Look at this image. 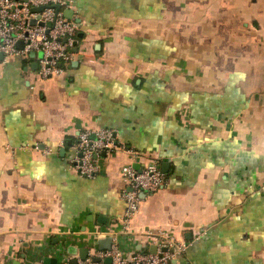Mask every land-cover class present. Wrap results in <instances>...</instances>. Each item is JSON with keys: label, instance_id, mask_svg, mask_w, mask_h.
Segmentation results:
<instances>
[{"label": "crops", "instance_id": "1", "mask_svg": "<svg viewBox=\"0 0 264 264\" xmlns=\"http://www.w3.org/2000/svg\"><path fill=\"white\" fill-rule=\"evenodd\" d=\"M70 1L83 38L61 76L39 77L41 53L0 59V264L99 247L122 231L121 168L153 161L165 185L127 253L161 232L188 244L177 264H264V0ZM101 129L120 148L89 178L74 146Z\"/></svg>", "mask_w": 264, "mask_h": 264}, {"label": "built area", "instance_id": "2", "mask_svg": "<svg viewBox=\"0 0 264 264\" xmlns=\"http://www.w3.org/2000/svg\"><path fill=\"white\" fill-rule=\"evenodd\" d=\"M39 6L45 8L34 12L33 8ZM56 6H60L59 11ZM73 7L70 0H0V54L3 53V59L20 57L30 61L32 53H41L38 59L39 77L49 79L61 76L65 66L72 62L74 48L79 42L78 23L64 14L65 10ZM19 43L23 47H19ZM74 148V167L81 175L93 178L100 171L98 158L101 153L113 152L120 146L113 130L101 129L96 136L88 130L81 132ZM121 174L123 198L127 202L122 231L110 233L113 236L110 249L90 247L85 259L74 257L78 260L77 264H172V260L187 250L186 242L161 232L143 233V241L156 243L157 251H133L129 254L120 238V233L131 232L130 223L139 211L141 195L154 194L165 185L159 162H147L140 170L128 164L121 168ZM164 247L167 250L164 251ZM72 258H64L59 264H71ZM108 258L112 259L110 263L106 262Z\"/></svg>", "mask_w": 264, "mask_h": 264}, {"label": "water", "instance_id": "3", "mask_svg": "<svg viewBox=\"0 0 264 264\" xmlns=\"http://www.w3.org/2000/svg\"><path fill=\"white\" fill-rule=\"evenodd\" d=\"M45 8V6H39V7H34L33 8V11L34 12H39V11H42L43 9ZM56 9L59 11L60 10V6H56ZM64 14L67 18L69 19H73L74 17V10L73 8H69L67 10L64 11ZM35 22V21H33ZM19 47H23V44L22 43H19L18 44ZM74 51L77 52L78 51V46L76 44L75 48H74ZM34 54V53H32ZM4 58V55L3 53L0 54V59H3ZM38 65V63L36 64ZM35 67V65H34ZM98 244H99V249L101 250H107V249H110L112 247V244H113V236H108L107 238H103V239H100L98 240ZM164 251L167 250V248H162ZM157 251V246L154 245L152 248H151V252H156ZM67 253L70 254L71 256L73 257H76V256H79L81 259H85L88 255V248L87 247H84V248H78L77 246H74V245H69L67 247ZM57 259L54 258V257H46L45 260H44V264H57ZM77 259L76 258H73L71 260V264H77ZM112 261L111 258H108L106 260L107 263H110ZM172 264H177V259H174L172 260Z\"/></svg>", "mask_w": 264, "mask_h": 264}, {"label": "rangeland", "instance_id": "4", "mask_svg": "<svg viewBox=\"0 0 264 264\" xmlns=\"http://www.w3.org/2000/svg\"><path fill=\"white\" fill-rule=\"evenodd\" d=\"M249 10H240V12L242 13V18L245 20L246 18H247V12H248ZM248 15H250V14H248ZM230 27H228V32H229V35H228V38H229V41H230V39H231V37H234L235 36V34H236V32H234V31H232L231 29H229ZM258 31H260V32H262V30L261 29H258ZM259 32V33H260ZM261 46H262V43H261ZM229 48L231 49V46H229Z\"/></svg>", "mask_w": 264, "mask_h": 264}, {"label": "trees", "instance_id": "5", "mask_svg": "<svg viewBox=\"0 0 264 264\" xmlns=\"http://www.w3.org/2000/svg\"><path fill=\"white\" fill-rule=\"evenodd\" d=\"M83 37H82V34L81 33H79V41L82 39ZM170 46H167V45H165L164 44V49H165V53L167 52L166 50L169 48ZM70 64H71V62H70ZM148 251V249H146V252Z\"/></svg>", "mask_w": 264, "mask_h": 264}]
</instances>
